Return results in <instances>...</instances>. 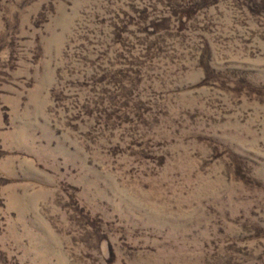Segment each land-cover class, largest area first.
I'll return each mask as SVG.
<instances>
[{
	"label": "rangeland",
	"instance_id": "rangeland-1",
	"mask_svg": "<svg viewBox=\"0 0 264 264\" xmlns=\"http://www.w3.org/2000/svg\"><path fill=\"white\" fill-rule=\"evenodd\" d=\"M0 264H264V0H0Z\"/></svg>",
	"mask_w": 264,
	"mask_h": 264
}]
</instances>
